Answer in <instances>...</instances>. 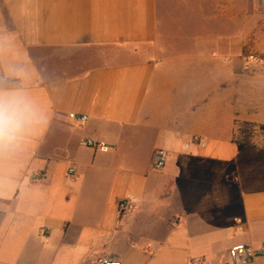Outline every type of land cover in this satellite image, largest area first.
<instances>
[{"label":"crops","instance_id":"1","mask_svg":"<svg viewBox=\"0 0 264 264\" xmlns=\"http://www.w3.org/2000/svg\"><path fill=\"white\" fill-rule=\"evenodd\" d=\"M238 4L0 0V92L39 121L0 146V264H230L235 245L264 249V143L233 141L238 123L264 128V68L245 67L237 26L206 23H233Z\"/></svg>","mask_w":264,"mask_h":264},{"label":"rangeland","instance_id":"2","mask_svg":"<svg viewBox=\"0 0 264 264\" xmlns=\"http://www.w3.org/2000/svg\"><path fill=\"white\" fill-rule=\"evenodd\" d=\"M212 5L209 4V7ZM236 5L234 6L235 9ZM239 19L233 20H207L209 28H239V40L241 45V57L244 59L245 67L259 64L264 68V0H239ZM210 14V13H209ZM213 14H210V16ZM177 22L179 17L177 16ZM191 28V27H190ZM187 30V29H186ZM252 57V58H251ZM249 105L248 102H246ZM247 107L241 103V109ZM254 142L264 143V132L257 129L254 132Z\"/></svg>","mask_w":264,"mask_h":264},{"label":"clouds","instance_id":"3","mask_svg":"<svg viewBox=\"0 0 264 264\" xmlns=\"http://www.w3.org/2000/svg\"><path fill=\"white\" fill-rule=\"evenodd\" d=\"M38 122L34 105L26 96L0 92V146L12 145Z\"/></svg>","mask_w":264,"mask_h":264},{"label":"built area","instance_id":"4","mask_svg":"<svg viewBox=\"0 0 264 264\" xmlns=\"http://www.w3.org/2000/svg\"><path fill=\"white\" fill-rule=\"evenodd\" d=\"M72 118L81 122L86 121L85 116L82 117L72 116ZM85 146L94 150H98L100 152H105L108 149L107 146H105L104 144L95 143L91 140L86 141ZM166 158H167V153L164 150L159 149L155 151L153 157V168L157 170L162 169L165 166ZM69 172L73 173L74 171L70 170ZM126 207L127 206L124 202L118 204L119 211L125 210ZM227 256L230 264H250L256 258H264V249L255 250L248 245L239 244L231 247L228 250ZM94 264H121V263L115 259L103 258V259H97ZM189 264H211V262L202 257H195L189 261Z\"/></svg>","mask_w":264,"mask_h":264},{"label":"trees","instance_id":"5","mask_svg":"<svg viewBox=\"0 0 264 264\" xmlns=\"http://www.w3.org/2000/svg\"><path fill=\"white\" fill-rule=\"evenodd\" d=\"M257 129L264 132V128L262 126H257L247 122L238 123L236 133L233 136V141L240 146L254 145V132Z\"/></svg>","mask_w":264,"mask_h":264}]
</instances>
